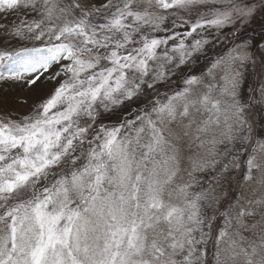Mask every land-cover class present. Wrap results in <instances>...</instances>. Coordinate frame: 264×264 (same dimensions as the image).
<instances>
[{"label": "snow or ice", "instance_id": "snow-or-ice-1", "mask_svg": "<svg viewBox=\"0 0 264 264\" xmlns=\"http://www.w3.org/2000/svg\"><path fill=\"white\" fill-rule=\"evenodd\" d=\"M9 17L0 85L32 98L0 111V264H264V0H0Z\"/></svg>", "mask_w": 264, "mask_h": 264}, {"label": "rangeland", "instance_id": "rangeland-1", "mask_svg": "<svg viewBox=\"0 0 264 264\" xmlns=\"http://www.w3.org/2000/svg\"><path fill=\"white\" fill-rule=\"evenodd\" d=\"M11 20H12V17H9L8 21L0 20V23H5V22L9 23V22H11ZM259 26H260V22L257 21L255 23V27H256L257 30H259ZM222 47H223V45L221 44V45H217L216 48H209L208 49L209 55H212V53H214V52L220 51L222 49ZM203 63L197 65L193 69V71L198 73V75L203 74V72L206 70L207 62L204 61ZM193 71L191 72V74H194ZM185 73H186L185 72V68L182 71H178L177 75L172 77V80H171L170 84H166V85H171V84H174V83L178 82L180 80V78L183 77L182 74L184 75ZM252 80H253V78L250 75L249 76V83H252ZM0 86L13 90L12 93H13V95L15 94L17 100H18L19 97H28L29 98V104L31 103L32 94H31V92L29 90L21 89V88L15 86L14 84H12L10 82L6 83V84H3V85H0ZM163 86H165V85H163ZM179 86H180V83L174 89H172L169 93L171 94L172 91L177 90L179 88ZM162 87L160 86V88H162ZM29 111H30V108H29L28 105L22 104V103H20L18 101V102H16V107H15L13 113H12V116L19 117V116L28 114ZM116 123H117V121L113 120V121L110 122L109 126H112V125H114Z\"/></svg>", "mask_w": 264, "mask_h": 264}, {"label": "trees", "instance_id": "trees-1", "mask_svg": "<svg viewBox=\"0 0 264 264\" xmlns=\"http://www.w3.org/2000/svg\"><path fill=\"white\" fill-rule=\"evenodd\" d=\"M10 23V22H9ZM5 44H0V48L5 47ZM24 46H32L31 44L25 43V42H12L11 46L9 47V50H11V48H20V47H24ZM211 56V55H209ZM204 62L203 59H201V61L199 62V64H202ZM198 64V65H199ZM204 64V63H203ZM194 69V68H193ZM193 69L191 70V72L193 71ZM185 75L191 74V72L189 71L188 68H185ZM194 74L198 75V73L194 72ZM183 77L180 78V80L174 84L171 85H165V86H161L162 88H160V93L161 94H170L169 92L174 89L181 81ZM13 90L9 89V88H4L2 86H0V111L4 112L5 114H10L12 115L15 107H16V102H18L15 94L13 95Z\"/></svg>", "mask_w": 264, "mask_h": 264}]
</instances>
